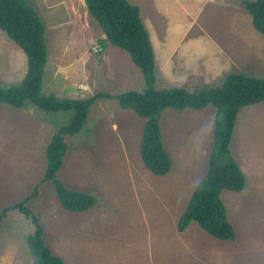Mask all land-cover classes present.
Instances as JSON below:
<instances>
[{
  "label": "rangeland",
  "instance_id": "rangeland-1",
  "mask_svg": "<svg viewBox=\"0 0 264 264\" xmlns=\"http://www.w3.org/2000/svg\"><path fill=\"white\" fill-rule=\"evenodd\" d=\"M28 1L46 24V43L56 45L45 68L44 93L52 89L60 96L85 98L144 90L143 73L127 51L109 42L103 53L96 50L102 31L83 0ZM153 1L161 14L153 46L158 89L220 84L234 71L264 76V35L255 27L243 31L245 14L252 18L244 0ZM146 15L153 18L152 12ZM22 53L0 29V86L20 83L26 72ZM72 114L49 112L30 100L21 108L0 102V212L37 186L27 205L38 216L51 251L67 264H264V101L242 107L236 120L230 147L246 185L221 192L236 232L230 240L211 236L195 221L182 232L177 229L208 170L213 105L163 111V143L172 167L156 175L140 156L146 118L116 99L93 104L84 128L65 135L68 150L57 173L69 188L97 197L85 211L68 210L54 183H41L46 145ZM34 229L19 210L8 212L0 221V264H34L27 243Z\"/></svg>",
  "mask_w": 264,
  "mask_h": 264
},
{
  "label": "trees",
  "instance_id": "trees-1",
  "mask_svg": "<svg viewBox=\"0 0 264 264\" xmlns=\"http://www.w3.org/2000/svg\"><path fill=\"white\" fill-rule=\"evenodd\" d=\"M84 1L87 11L97 21L103 34L99 39V53H103L108 42L127 51L143 73V91L127 90L115 94L97 92L85 98L44 93L48 61L46 24L38 9L28 0H0V29L23 50L27 58L26 72L20 83L0 86V102L21 108L25 101L30 100L49 112L73 110L69 121L52 134L46 145V167L41 183L52 181L61 204L71 211L88 210L98 201L94 194L69 188L57 178L68 150L65 135L75 134L84 128L90 109L98 100L116 99L122 108L131 109L146 118L140 156L156 175H165L172 167V158L163 143L160 123L163 111L169 107L199 110L211 104L216 108V114L208 170L194 188L178 219L177 229L182 232L195 221L215 238L235 239L236 232L228 220L221 192L224 189L240 191L246 185V176L233 157L230 145L241 108L264 101V76L234 71L227 74L220 84H209L194 90L184 85L158 89L155 51L140 7L130 0ZM243 4L252 16L254 27L264 35V0H244ZM38 192L35 186L31 194L5 206L0 212V221L10 210H19L35 227L27 241L35 258L34 264H67L61 256L51 251L38 216L27 205Z\"/></svg>",
  "mask_w": 264,
  "mask_h": 264
},
{
  "label": "crops",
  "instance_id": "crops-1",
  "mask_svg": "<svg viewBox=\"0 0 264 264\" xmlns=\"http://www.w3.org/2000/svg\"><path fill=\"white\" fill-rule=\"evenodd\" d=\"M85 1L83 0V6L87 9V7H86V4L84 3ZM136 2H138L137 3V5L140 7V10H141V14H143V15H141L142 16V18H143V20L145 21V23L148 25V31H149V33H150V37H151V40H152V43H153V46H155V42H156V37L157 36H159V33L161 32V30H160V32H159V29L157 28V30H158V32L154 29L155 27H156V22L157 21H161V14H160V12H159V9H158V6H157V4H156V2H154L153 0H152V3L150 2V0H137ZM151 4H153V5H151ZM203 5L204 4H202V5H199L198 6V11L200 10V8H201V6L203 7ZM154 7V8H153ZM152 12V15H153V18H150L152 21H153V19H155L153 22H150V19H148V17H147V13H151ZM246 16H244L245 17V24H244V26H243V31H246V32H249V33H251L252 32V30H254V25H253V23H252V18L250 19V17L247 15V14H245ZM242 16V15H241ZM242 18H243V16H242ZM251 23H252V25H251ZM157 35V36H156ZM102 36H103V34H102ZM102 38V37H101ZM111 44V43H110ZM56 45L55 44H52L51 43V46H49V44H47V51H48V61H47V66H48V63H50L52 60H51V48L52 47H55ZM115 46V45H114ZM106 47L107 48H109V44L107 43V45H106ZM60 49H62V50H64V52H66L67 53V50H65V48L64 47H62V48H60ZM23 51V50H22ZM23 54V56L26 58V55L24 54V53H22ZM62 56H66V57H68V54H64L63 53V55ZM155 57H156V54H155ZM62 59H64L63 57H62ZM156 59V58H155ZM26 65H27V58H26ZM133 67H136V66H133ZM138 67V66H137ZM139 68V67H138ZM128 71H129V69H128ZM141 71V70H140ZM127 74H128V72H127ZM130 75H131V72H130ZM127 77V76H126ZM49 92H54L52 89L49 91ZM48 92V93H49ZM81 92V91H80ZM55 93V92H54ZM78 94H80V93H78ZM60 96V95H59Z\"/></svg>",
  "mask_w": 264,
  "mask_h": 264
},
{
  "label": "built area",
  "instance_id": "built-area-1",
  "mask_svg": "<svg viewBox=\"0 0 264 264\" xmlns=\"http://www.w3.org/2000/svg\"><path fill=\"white\" fill-rule=\"evenodd\" d=\"M96 50H100V47L98 46V48H96Z\"/></svg>",
  "mask_w": 264,
  "mask_h": 264
}]
</instances>
